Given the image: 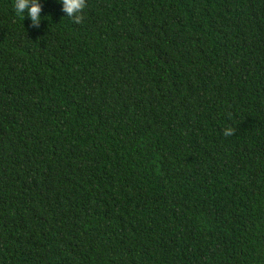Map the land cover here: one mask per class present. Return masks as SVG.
Segmentation results:
<instances>
[{
    "label": "trees",
    "instance_id": "obj_1",
    "mask_svg": "<svg viewBox=\"0 0 264 264\" xmlns=\"http://www.w3.org/2000/svg\"><path fill=\"white\" fill-rule=\"evenodd\" d=\"M40 2L0 0V264H264V0Z\"/></svg>",
    "mask_w": 264,
    "mask_h": 264
},
{
    "label": "clouds",
    "instance_id": "obj_2",
    "mask_svg": "<svg viewBox=\"0 0 264 264\" xmlns=\"http://www.w3.org/2000/svg\"><path fill=\"white\" fill-rule=\"evenodd\" d=\"M62 4V11L70 17L75 24L84 20L83 12L88 7V0H58ZM14 9L17 15L30 19V27L39 28L41 23L42 4L40 0H14ZM235 129L227 127L223 130L224 136L234 135Z\"/></svg>",
    "mask_w": 264,
    "mask_h": 264
}]
</instances>
